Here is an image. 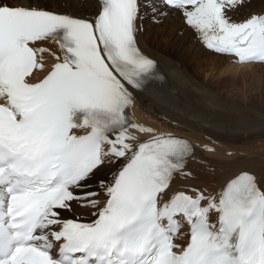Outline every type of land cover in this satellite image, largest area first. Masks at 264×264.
Returning a JSON list of instances; mask_svg holds the SVG:
<instances>
[{
	"label": "snow or ice",
	"instance_id": "1",
	"mask_svg": "<svg viewBox=\"0 0 264 264\" xmlns=\"http://www.w3.org/2000/svg\"><path fill=\"white\" fill-rule=\"evenodd\" d=\"M244 3L96 0L87 18L0 0V264H264V180L173 192L193 146L129 116L156 68L137 39L142 7L179 14L232 62L264 63V13L230 15ZM46 53L56 62L33 82ZM74 204L90 219L70 218Z\"/></svg>",
	"mask_w": 264,
	"mask_h": 264
},
{
	"label": "bare ground",
	"instance_id": "2",
	"mask_svg": "<svg viewBox=\"0 0 264 264\" xmlns=\"http://www.w3.org/2000/svg\"><path fill=\"white\" fill-rule=\"evenodd\" d=\"M45 2L55 11L74 17L90 18L96 12L95 0ZM245 3L230 13L234 20H243L252 13H264V4L258 9H249ZM141 13L142 26L137 34L139 47L154 59V72L162 80L150 82L142 90H133L135 104L130 118L157 132L187 137L194 145L185 161L186 172L190 175L187 178L177 176L172 191H188L195 186L217 192L241 172L255 175L258 181L264 180V88L259 86L262 73H254L264 64H235L230 57L209 52L197 43L191 44L192 48H200L198 51L208 62L196 58L192 61V71L183 69L172 57V53L179 50L178 44L171 45L172 40L186 39L182 29L190 31L180 15L157 16L156 23L147 9L142 7ZM42 46L59 54L53 42H45ZM55 62L53 56L45 54V70ZM248 77L253 82H247ZM254 80L258 86L251 90ZM120 166V162L106 163L98 169L97 176L110 178ZM95 187L94 179L90 188ZM73 209V213L67 214L70 218L76 215L83 221L90 219L92 210L81 209L75 204ZM179 242L186 243L184 238Z\"/></svg>",
	"mask_w": 264,
	"mask_h": 264
},
{
	"label": "rangeland",
	"instance_id": "3",
	"mask_svg": "<svg viewBox=\"0 0 264 264\" xmlns=\"http://www.w3.org/2000/svg\"><path fill=\"white\" fill-rule=\"evenodd\" d=\"M70 1H73V0H70ZM245 1H246L245 4L249 9H255V8L258 9V7L260 5L264 4V0H245ZM244 13L247 14L245 9H244ZM181 33H182V35L185 34L187 37L184 40H180V41L176 40L177 42L175 40H172L171 45L177 46V44H178V48H179V50L176 49V51L174 53H172L173 60L176 63H178L181 68H183V69L186 68V69H189L190 71H192V69H193L192 61L194 59L197 58L201 62H208V60L198 51V50H201L200 48H198L197 50L192 48L191 44H197V43L199 44L200 47H204L203 45L200 44V41L197 39L196 35L192 32V30L190 29V31H186L185 29H182ZM174 35L176 37L178 36L177 33ZM174 35H172V36H174ZM163 40H164V38L161 41H163ZM208 67H210V66H208ZM254 73H262L261 74L262 81L259 82V84H260L259 86L264 88V67L259 68V70L255 69ZM254 81H255L254 84H251L252 85L251 90H254V89L256 90V88L258 86L257 80H254ZM247 82L251 83V82H253V79L251 77H248ZM249 88H250V86H249Z\"/></svg>",
	"mask_w": 264,
	"mask_h": 264
}]
</instances>
